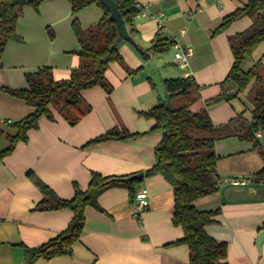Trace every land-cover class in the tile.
Segmentation results:
<instances>
[{"label": "crops", "instance_id": "0c3cea01", "mask_svg": "<svg viewBox=\"0 0 264 264\" xmlns=\"http://www.w3.org/2000/svg\"><path fill=\"white\" fill-rule=\"evenodd\" d=\"M140 1L147 11L136 17L137 32L129 34L131 40L119 45L122 61L112 62L107 71L112 92L101 86L83 90L91 111L77 124L70 125L59 115L54 120L43 117L40 127L29 131L28 140L16 143L14 151L0 160V264H26V247L55 238L73 217L68 208L36 209L45 195L27 174L31 170L66 199L74 196L75 184L86 189L93 172L123 177L143 171L140 186L150 192V205L135 216L130 190L122 185L109 187L98 197L99 207L86 209L87 222L72 254L35 264H190L188 245L175 243L185 231L173 222V186L162 175L145 176L156 162L162 131L154 128V119L142 115L170 98L166 79L187 76L199 86L191 111L207 108L220 134L214 147L219 188L198 198L195 206L219 209L206 230L228 244L230 264H264V240L261 249L256 243L264 230V180L255 177L264 159L254 140L239 137L252 122L254 81L235 99L216 100L234 62L230 37L248 29L253 19L244 16L223 31H214L246 0ZM73 7L71 0H41L37 7H23L17 37L7 40L0 57V86L27 88L26 74L43 66L51 67L57 80L70 76L80 62L74 20L89 29L106 11L98 3L76 11ZM159 36L173 44L159 55L146 57V49ZM177 43L194 49L187 67L177 64ZM252 59L264 63V42ZM33 110L23 99L0 89V151L9 146V135L16 133L10 121ZM112 127H126L137 135L89 143ZM257 132L255 141L264 145V127ZM200 135L212 136L210 132Z\"/></svg>", "mask_w": 264, "mask_h": 264}, {"label": "trees", "instance_id": "16d2710c", "mask_svg": "<svg viewBox=\"0 0 264 264\" xmlns=\"http://www.w3.org/2000/svg\"><path fill=\"white\" fill-rule=\"evenodd\" d=\"M40 2L41 0H0V57L7 40L17 37V21L23 7L26 4L37 7ZM71 2L75 11L92 3L102 5L106 11L95 27L89 29H84L77 19L74 20L73 29L81 44V48L76 51L80 62L71 70L67 79L57 80L52 68L43 66L26 74L27 88L0 86L1 90L23 99L34 108L24 118L11 122L16 133L9 135V146L0 151V160L14 151L16 143L27 141L29 131L40 127L39 122L43 117L54 120L59 115L70 125L77 124L91 111V105L82 96L83 90L101 86L109 94L112 92L113 87L107 80V71L112 62L122 61L119 45L127 39L121 34L117 23L111 18L110 11L100 0ZM116 2L129 34H135L137 32L135 19L140 9L134 0ZM244 16L251 17L253 22L245 31L230 37L234 62L220 84L221 94L216 100L231 101L254 81L252 122L242 128L239 137L254 140L255 148L264 159V145L254 138L255 133L264 127V66L259 61L248 70L244 68L245 62L252 58L255 50L264 42V0H246L243 6L225 16L222 24L214 32L223 31L233 21ZM172 44L173 41L156 37L146 49L145 56L159 55ZM164 87L171 93L169 99L178 97V100L174 105L161 103L142 112L145 117L155 120V129L162 131V138L155 148L156 162L145 171V176L162 175L173 186V222L185 231L182 238L175 243L188 245L190 264H230L228 244L217 240L206 230V225L215 220L214 216L219 213V209L199 210L194 203L198 198L213 194L219 188L215 178L218 156L214 148L216 140L220 137L218 128L214 125L207 108L197 112L191 111L190 106L199 94V86L191 76L166 79ZM203 132H210L212 136L203 137L200 135ZM135 135L137 133L126 127H112L89 143L111 139L124 140ZM27 174L34 179L45 195L36 209L68 208L72 210L73 217L69 226L55 238L38 247H26V264H35L39 259L49 260L72 254L75 243L79 241L84 231L88 206L99 207L98 197L101 193L116 185L127 187L134 201L142 181L135 179L123 182L114 179L118 177L93 172L89 186L82 189L75 184L74 196L66 199L60 197L32 170ZM255 177L264 180V164L255 173Z\"/></svg>", "mask_w": 264, "mask_h": 264}, {"label": "built area", "instance_id": "2783aa9c", "mask_svg": "<svg viewBox=\"0 0 264 264\" xmlns=\"http://www.w3.org/2000/svg\"><path fill=\"white\" fill-rule=\"evenodd\" d=\"M136 6L140 9L137 16L143 15L147 11V6L141 2L140 0H134ZM176 47L178 48L176 56L177 64L181 67H187L189 58L194 54V49L191 46H188L186 48L181 47L179 43L176 44ZM188 75V74H187ZM189 77V76H187ZM12 122V121H10ZM260 134V129L257 132ZM234 183H240L239 179L233 180ZM150 205V192L148 188L146 187H140L135 194V200H134V214L135 216H139L144 210L148 208Z\"/></svg>", "mask_w": 264, "mask_h": 264}, {"label": "water", "instance_id": "95a60500", "mask_svg": "<svg viewBox=\"0 0 264 264\" xmlns=\"http://www.w3.org/2000/svg\"><path fill=\"white\" fill-rule=\"evenodd\" d=\"M102 2V4L110 11L111 13V18L117 23L121 34L127 39V40H131L129 32L127 30V27H125V22L123 20L122 14L120 12V9L118 7V4L116 2V0H100ZM144 177V172L141 171L139 173L127 176V177H118V178H114L116 180L119 181H123V182H128L129 181H133L135 179L137 180H143ZM264 240V230H262L257 238V245L258 248L261 249L262 247V242Z\"/></svg>", "mask_w": 264, "mask_h": 264}, {"label": "rangeland", "instance_id": "374dc122", "mask_svg": "<svg viewBox=\"0 0 264 264\" xmlns=\"http://www.w3.org/2000/svg\"><path fill=\"white\" fill-rule=\"evenodd\" d=\"M255 63L253 62V59L252 58H250V59H248L246 62H245V64H244V68H245V70H248V69H250L251 67H253V65H254ZM263 66H264V63H263ZM254 95V87L252 88V96ZM168 96H170V93L168 92ZM167 97V96H166ZM171 97V96H170ZM177 100H178V97H175V99H169V98H166V102L165 103H168V104H172V105H174V104H176V102H177Z\"/></svg>", "mask_w": 264, "mask_h": 264}]
</instances>
